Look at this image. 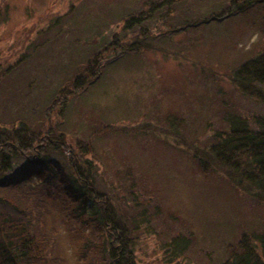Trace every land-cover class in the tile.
Listing matches in <instances>:
<instances>
[{
    "label": "rangeland",
    "instance_id": "374dc122",
    "mask_svg": "<svg viewBox=\"0 0 264 264\" xmlns=\"http://www.w3.org/2000/svg\"><path fill=\"white\" fill-rule=\"evenodd\" d=\"M229 2L0 0V123L58 126L62 146L97 166V187L129 229L134 264H227L244 233L264 232V203L222 171H202L189 148L228 129L227 112L264 113L231 82L233 69L264 49V18L250 11L194 24ZM139 16L141 27L125 26ZM138 42L147 47L128 49ZM101 50L111 60L76 90L84 61ZM60 88L66 94L46 120ZM64 155L52 157L64 163ZM52 205L44 201V219L41 211L29 217L55 237L40 252L46 264H112L97 229L87 244L92 229L65 222ZM176 237L189 241L182 253L172 247Z\"/></svg>",
    "mask_w": 264,
    "mask_h": 264
},
{
    "label": "trees",
    "instance_id": "16d2710c",
    "mask_svg": "<svg viewBox=\"0 0 264 264\" xmlns=\"http://www.w3.org/2000/svg\"><path fill=\"white\" fill-rule=\"evenodd\" d=\"M229 1L217 15L197 19L194 24L224 21L250 11L258 12L264 18V0ZM145 18L132 17L125 26L141 27ZM260 32L264 34V21ZM139 43L128 49L147 47L145 43ZM102 50L84 61V77L76 76V90L84 89L87 83L101 75L106 60L100 55ZM109 59L111 57L106 62ZM231 82L241 94L264 105V49L233 69ZM62 94L66 93L60 88L45 108L46 120L59 106L57 102L62 101ZM66 100L64 98V105ZM171 118V125L177 122L183 127V120ZM225 120L228 129L215 131L206 146L196 145L194 139L193 143L189 141L193 159L202 171H222L243 193L264 203V113L248 116L227 112ZM44 128L45 125L34 128L24 120H19L16 125L0 123V264H46L40 252L45 251V247L50 248L55 237H46L47 230L41 233L34 218L29 220L40 211L43 219L49 215L50 210L42 208L46 200H53L51 207L60 210L65 222L92 229L83 235L87 244L94 242L93 231L97 229L99 238L109 246L112 264H134L129 229L125 221L116 216L110 194L97 187V166L91 160L76 159L74 152L62 146L63 137L58 134V126L55 130L45 131ZM58 152L65 154L64 163L53 159L52 155ZM49 202H46L48 206L51 205ZM50 232H56V229ZM188 244L187 238L176 237L172 247L182 253ZM226 261L227 264H264V232L244 233L237 245L229 247Z\"/></svg>",
    "mask_w": 264,
    "mask_h": 264
}]
</instances>
